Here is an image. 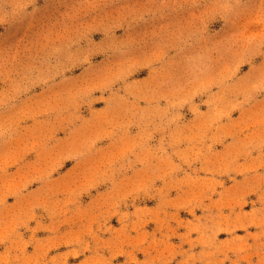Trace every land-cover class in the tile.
I'll list each match as a JSON object with an SVG mask.
<instances>
[{
	"label": "rangeland",
	"instance_id": "1",
	"mask_svg": "<svg viewBox=\"0 0 264 264\" xmlns=\"http://www.w3.org/2000/svg\"><path fill=\"white\" fill-rule=\"evenodd\" d=\"M0 264H264V0H0Z\"/></svg>",
	"mask_w": 264,
	"mask_h": 264
}]
</instances>
